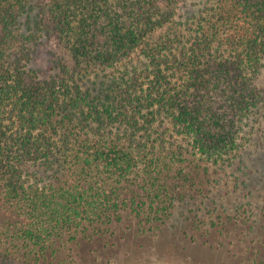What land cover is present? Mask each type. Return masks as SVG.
<instances>
[{
	"label": "trees",
	"instance_id": "16d2710c",
	"mask_svg": "<svg viewBox=\"0 0 264 264\" xmlns=\"http://www.w3.org/2000/svg\"><path fill=\"white\" fill-rule=\"evenodd\" d=\"M190 1L0 0V264L72 263L129 216L158 229L161 176L192 175L176 135L206 164L239 156L264 0Z\"/></svg>",
	"mask_w": 264,
	"mask_h": 264
},
{
	"label": "rangeland",
	"instance_id": "374dc122",
	"mask_svg": "<svg viewBox=\"0 0 264 264\" xmlns=\"http://www.w3.org/2000/svg\"><path fill=\"white\" fill-rule=\"evenodd\" d=\"M262 63L256 85L264 88V54ZM255 119L244 121L239 156L221 166L198 161L188 140L174 136L184 148L181 165L192 175L186 181L161 176L177 199L164 223L140 228L124 218L110 226L112 237L80 243L68 264H264V110Z\"/></svg>",
	"mask_w": 264,
	"mask_h": 264
}]
</instances>
